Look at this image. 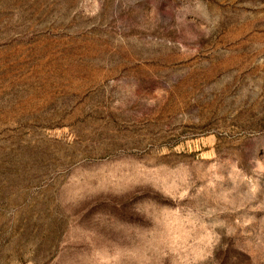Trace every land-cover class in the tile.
<instances>
[{
    "label": "rangeland",
    "instance_id": "374dc122",
    "mask_svg": "<svg viewBox=\"0 0 264 264\" xmlns=\"http://www.w3.org/2000/svg\"><path fill=\"white\" fill-rule=\"evenodd\" d=\"M0 264H264V0H0Z\"/></svg>",
    "mask_w": 264,
    "mask_h": 264
}]
</instances>
